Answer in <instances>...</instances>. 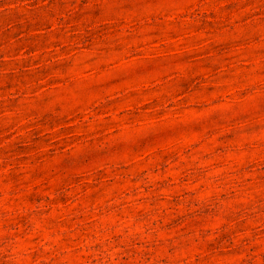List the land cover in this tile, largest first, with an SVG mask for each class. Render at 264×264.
Returning <instances> with one entry per match:
<instances>
[{
    "label": "rangeland",
    "instance_id": "1",
    "mask_svg": "<svg viewBox=\"0 0 264 264\" xmlns=\"http://www.w3.org/2000/svg\"><path fill=\"white\" fill-rule=\"evenodd\" d=\"M0 264H264V0H0Z\"/></svg>",
    "mask_w": 264,
    "mask_h": 264
}]
</instances>
